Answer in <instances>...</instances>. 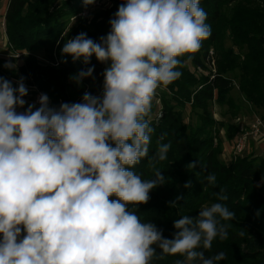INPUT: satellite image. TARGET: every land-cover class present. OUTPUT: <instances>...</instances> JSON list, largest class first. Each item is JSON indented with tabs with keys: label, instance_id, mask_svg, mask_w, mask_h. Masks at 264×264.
Listing matches in <instances>:
<instances>
[{
	"label": "clouds",
	"instance_id": "1",
	"mask_svg": "<svg viewBox=\"0 0 264 264\" xmlns=\"http://www.w3.org/2000/svg\"><path fill=\"white\" fill-rule=\"evenodd\" d=\"M206 20L200 0H123L106 35L97 41L81 32L61 48L73 62L88 65L95 57L106 65L101 94L85 92L77 103L51 107L41 94L38 108L19 112L28 94L24 78L14 86L0 77V264H151L166 254L182 255L183 264L224 260L222 251H203L228 237L221 220L235 213L222 203L173 220L171 238L129 209L167 182L155 165L168 158L171 143L162 134L150 154L149 114L157 89L181 77L180 58L190 61L211 36ZM93 72L88 67L70 79L79 85ZM145 159L152 179L132 170ZM203 180L205 187L216 184L214 173ZM183 187L190 189L191 181Z\"/></svg>",
	"mask_w": 264,
	"mask_h": 264
},
{
	"label": "trees",
	"instance_id": "2",
	"mask_svg": "<svg viewBox=\"0 0 264 264\" xmlns=\"http://www.w3.org/2000/svg\"><path fill=\"white\" fill-rule=\"evenodd\" d=\"M109 1V8L97 10L89 19L77 16L88 6L83 0H8L3 16L7 45L14 53L25 51L27 56L15 71L5 69L6 60L0 57V77L14 86L23 77L27 88L46 94L49 105L56 108L62 103L80 102L85 92L100 95L106 65L95 57L88 65L73 62L70 56L61 55V48L65 40L81 32L97 41L106 35L109 19L123 2ZM200 6L207 13L212 34L196 53L189 54L190 61L180 58L185 61L179 68L181 77L158 88L161 92L154 96L149 114L155 129L150 154L162 134V142L171 143L168 158L155 165L167 182L149 193L147 203L138 209L129 205V209L136 211L141 222L154 223L164 237L171 238L173 220L196 216L201 207L222 203L235 217L221 220L228 226V237L215 239L211 249L203 250L205 256L222 251L225 258L219 264H264V157L234 155L228 162L222 160L220 130L226 127L229 142L236 130L215 120L211 111L213 104L226 106L233 118L249 105L264 120V0H200ZM74 17L76 24L67 29V21ZM37 53L43 54L46 64L37 60ZM211 62L215 73L205 76L201 69ZM92 66L93 75L79 85L70 79ZM234 87L240 95L238 101L230 96ZM187 108L192 115L188 123L183 117ZM193 163L195 168L190 166ZM132 170L142 179L153 178V168L146 159ZM209 173L215 174L216 184L205 187L203 177ZM187 181H191L190 189L183 187ZM219 195L227 199L221 201ZM176 197H180L178 206L169 208L168 203ZM183 261L180 254H166L154 257L151 264Z\"/></svg>",
	"mask_w": 264,
	"mask_h": 264
},
{
	"label": "rangeland",
	"instance_id": "3",
	"mask_svg": "<svg viewBox=\"0 0 264 264\" xmlns=\"http://www.w3.org/2000/svg\"><path fill=\"white\" fill-rule=\"evenodd\" d=\"M99 2L102 7L101 8H104V9H107L109 8L111 2L109 0H94V3L91 4V5H88L86 7V10L89 11V19L93 17L94 13L97 11V10H100V9H93L94 7V4L96 2ZM6 4V0H0V57L4 58L6 60V63H15L16 66L18 64L21 63V61L23 60V58H25L27 56V52L25 51H21V56L18 58L15 56L16 53H14L10 47L5 43V39H4V31L3 29V22L1 20V15L4 11V6ZM67 26L66 28L69 29L71 28L74 24H76V20L71 18L69 21H67ZM226 46L228 47L229 46V43L226 44ZM14 53V54H13ZM36 58L39 62L43 63V64H46L45 63V60H44V56L43 54H40V53H37L36 54ZM211 66H206V64H204L205 68H202V73L205 74V76H211L215 73V70L213 69L214 68V63L211 62L210 64ZM196 70H194L195 72ZM161 92V89H157L156 91V94H159ZM35 95H36V92L35 90L33 89H29L28 88V94L23 98L26 103L24 105V108H21L20 112H23L27 107L28 105H34V108L33 110H35V108H38L39 105L35 103ZM230 96L234 99V100H237L240 99V95L238 94V91L236 89V87H234V89L231 91L230 93ZM157 103L159 104V102L157 101ZM49 104H50V101H49ZM227 107L226 106H218L216 104H213L212 105V108H211V111L213 113V118L215 120H218V121H221L223 122L225 125L227 126H234L235 130H236V135L235 137L237 138V134L239 133V131L241 130V127H245L247 126L250 122H252L253 120L255 119H261V113L258 112V111H255L253 108H251L249 105L246 109H243L242 111H240L237 115H235V117L233 116V118L231 117V115L228 114V111H227ZM225 112H227V114H225ZM184 121L186 123L190 122L192 120V115H191V112L189 111V108H187L186 110H184ZM253 119V120H252ZM264 121V120H263ZM225 129L226 127H223L221 130H220V135L223 137V143L225 144V146L227 144H229L230 146L233 145V142H234V139L232 141H228L226 138H225ZM254 141L256 145L258 144H262V147H258L256 152L259 154H261L264 150V140H262V138H259V139H256V138H250L249 141ZM248 141V142H249ZM248 145V143H247ZM246 145V147H247ZM231 148V147H230ZM263 150H262V149ZM260 152V153H259ZM264 154V153H263ZM242 156V155H240ZM223 159V158H222ZM226 160H228V158H226ZM228 162V161H226Z\"/></svg>",
	"mask_w": 264,
	"mask_h": 264
},
{
	"label": "built area",
	"instance_id": "4",
	"mask_svg": "<svg viewBox=\"0 0 264 264\" xmlns=\"http://www.w3.org/2000/svg\"><path fill=\"white\" fill-rule=\"evenodd\" d=\"M7 1L8 0H6V2ZM101 7L102 5L97 1L94 4L93 9H104ZM77 16L81 18H89L90 14L89 11L86 10L84 12H81ZM15 56L19 58L21 56V53H16ZM41 94L42 93L36 92L35 95L36 104H38V99ZM250 138H256V139L262 138V140H264V121L262 119H255L252 122H250L247 126L241 127V130L237 134V138L233 146V154L241 155L244 149L246 148V145Z\"/></svg>",
	"mask_w": 264,
	"mask_h": 264
},
{
	"label": "crops",
	"instance_id": "5",
	"mask_svg": "<svg viewBox=\"0 0 264 264\" xmlns=\"http://www.w3.org/2000/svg\"><path fill=\"white\" fill-rule=\"evenodd\" d=\"M7 3V2H6ZM5 10H6V4H5V6H4V11H3V13H2V15H1V20H2V22H3V25H4V19H3V16H4V14H5ZM3 28H4V26H3ZM4 30V29H3ZM2 32H4V31H2ZM4 34V39H5V43L7 44V38H6V35H5V33H3ZM253 120V119H252ZM235 141H236V137H235V139H234V142H233V145L232 146H230L229 144H227L226 146H225V144L223 143V153H222V155H221V158H223L222 160H224L225 162L226 161H229L231 158H232V156H234V154H233V146H234V143H235ZM231 147V148H230ZM258 147H262V144H258V145H256L255 144V142L254 141H249L248 142V145H247V147L244 149V151H243V153L241 154V155H244V156H246V155H250V154H252V155H254V156H259V157H264V150H263V152L261 153V154H259L258 155V153L256 152V150H257V148ZM260 153V152H259ZM226 158H228V160H226Z\"/></svg>",
	"mask_w": 264,
	"mask_h": 264
}]
</instances>
